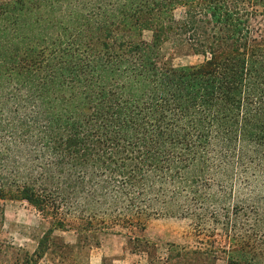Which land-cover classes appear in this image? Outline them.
<instances>
[{"label":"trees","instance_id":"obj_1","mask_svg":"<svg viewBox=\"0 0 264 264\" xmlns=\"http://www.w3.org/2000/svg\"><path fill=\"white\" fill-rule=\"evenodd\" d=\"M171 36L204 61L162 63ZM0 200L85 243L186 218L264 264V0H0Z\"/></svg>","mask_w":264,"mask_h":264},{"label":"rangeland","instance_id":"obj_2","mask_svg":"<svg viewBox=\"0 0 264 264\" xmlns=\"http://www.w3.org/2000/svg\"><path fill=\"white\" fill-rule=\"evenodd\" d=\"M175 15L181 20L183 10ZM143 38L151 41L152 33L145 31ZM160 60L189 66L201 64L204 57L193 53L185 37L171 36L161 46ZM50 229L53 232L45 252L30 261ZM129 238L146 243L136 248ZM226 246L221 230L199 232L192 220L172 216L150 219L144 231L99 232L85 243L75 231L53 227L50 217L27 202L0 200V264H227ZM211 254L215 260L210 259Z\"/></svg>","mask_w":264,"mask_h":264}]
</instances>
